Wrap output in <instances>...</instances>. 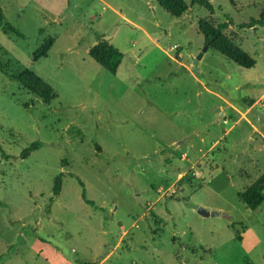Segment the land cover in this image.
<instances>
[{
	"label": "rangeland",
	"instance_id": "obj_1",
	"mask_svg": "<svg viewBox=\"0 0 264 264\" xmlns=\"http://www.w3.org/2000/svg\"><path fill=\"white\" fill-rule=\"evenodd\" d=\"M211 3L175 18L155 0H0L23 35L0 24V62L57 94L0 70V264H264V204L238 197L264 175V26L239 27L264 0ZM201 19L232 22L256 66L209 49L195 71ZM100 40L124 55L115 75L89 55Z\"/></svg>",
	"mask_w": 264,
	"mask_h": 264
},
{
	"label": "trees",
	"instance_id": "obj_2",
	"mask_svg": "<svg viewBox=\"0 0 264 264\" xmlns=\"http://www.w3.org/2000/svg\"><path fill=\"white\" fill-rule=\"evenodd\" d=\"M161 8L168 12L171 16L175 18H182L191 7L199 5L205 8L211 15L214 14V7L211 0H155ZM232 5H235V0H229ZM8 31H12L19 37L23 35L13 27L7 20L0 9V24H4ZM233 24L230 21L223 23H215L209 19H201L198 22L199 33L204 37L205 45L208 44L210 49L215 50L220 53L226 59L232 61L236 65L244 69H252L256 66V60L247 53L239 44L236 43L234 39L227 36L226 31ZM257 26H264V11L260 15L259 19H251L249 23L241 24L239 27L252 28ZM54 39L49 38L41 46V48L35 53L34 58L38 60L40 58L46 57L48 52L54 45ZM90 57L95 60L103 69L111 74H116L123 59V53L116 48L113 44L106 40H100L97 45H95L89 51ZM7 66L0 62V70L4 73L10 80L18 82L24 89L28 90L34 94L37 98L42 100L45 104H50L54 99L57 98V94L51 85H49L45 80L39 77L34 72L27 69H18L14 74H9L6 71ZM42 147L40 142L33 143L28 149L23 152L22 157L28 158L33 151H36ZM84 187V184L80 182ZM63 185V174H60L55 179L54 186V196L58 197L61 194ZM84 200L91 206H95L94 202L88 200L86 192L82 194ZM240 201L247 206L252 211L257 210L264 204V175L254 181L249 187L245 189L243 193L238 195ZM53 202V199L51 200ZM50 210V209H49ZM155 216V215H154ZM158 221L161 219L157 218ZM240 240L241 238L238 237ZM93 264V263H86Z\"/></svg>",
	"mask_w": 264,
	"mask_h": 264
},
{
	"label": "water",
	"instance_id": "obj_3",
	"mask_svg": "<svg viewBox=\"0 0 264 264\" xmlns=\"http://www.w3.org/2000/svg\"><path fill=\"white\" fill-rule=\"evenodd\" d=\"M209 49H210V46H209L208 44H206V45H205V48H204V50H203V52H201V53L198 55V57L195 59V61H194V70H195V71H198V65H199V62H200V60L202 59L204 53L207 52ZM223 116H224V115H222V117H223ZM199 213H200L201 215H204V216H209V215H210V213L206 212V211L203 210V209H200V210H199Z\"/></svg>",
	"mask_w": 264,
	"mask_h": 264
}]
</instances>
